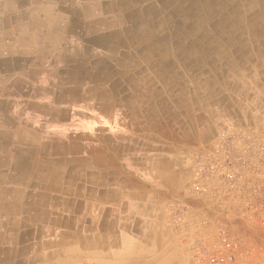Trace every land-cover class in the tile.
Here are the masks:
<instances>
[{
    "label": "crops",
    "instance_id": "0c3cea01",
    "mask_svg": "<svg viewBox=\"0 0 264 264\" xmlns=\"http://www.w3.org/2000/svg\"><path fill=\"white\" fill-rule=\"evenodd\" d=\"M259 124L264 0H0V264H192L221 225L264 264L244 178L192 190Z\"/></svg>",
    "mask_w": 264,
    "mask_h": 264
},
{
    "label": "built area",
    "instance_id": "2783aa9c",
    "mask_svg": "<svg viewBox=\"0 0 264 264\" xmlns=\"http://www.w3.org/2000/svg\"><path fill=\"white\" fill-rule=\"evenodd\" d=\"M192 190L197 195L226 196L244 178L242 213L264 228V125L221 129L204 158L195 155ZM263 179V180H262ZM242 197H240L241 199ZM241 205V203H240ZM217 242L203 241L193 251L192 264H246L247 249L230 238L222 225Z\"/></svg>",
    "mask_w": 264,
    "mask_h": 264
},
{
    "label": "bare ground",
    "instance_id": "6f19581e",
    "mask_svg": "<svg viewBox=\"0 0 264 264\" xmlns=\"http://www.w3.org/2000/svg\"><path fill=\"white\" fill-rule=\"evenodd\" d=\"M210 10V9H209ZM217 11V10H216ZM224 11V10H223ZM256 11V10H255ZM222 12V11H221ZM227 12V11H226ZM246 12V11H245ZM254 12V11H253ZM258 12V11H257ZM209 14V13H208ZM229 16H230V14H229ZM258 16V15H257ZM221 17V16H220ZM214 18V17H213ZM212 19V18H211ZM226 19V18H225ZM255 19V18H254ZM177 20V19H176ZM116 21V20H115ZM137 21V20H136ZM226 21V20H225ZM226 23V22H225ZM224 23V24H225ZM232 24V23H231ZM250 26H251V24H250ZM149 27V26H148ZM252 28V27H251ZM144 29V28H143ZM236 29V28H235ZM258 29V28H257ZM233 30V29H232ZM187 31V30H186ZM188 33V32H187ZM233 33V32H232ZM147 35V34H146ZM177 35H178V33H177ZM149 36H151V35H149ZM229 36V35H228ZM223 38V37H222ZM255 38V37H254ZM232 39V38H231ZM163 41V40H162ZM230 41V40H229ZM209 42V41H208ZM213 43V42H212ZM231 43V42H230ZM182 45V44H181ZM209 45V44H208ZM212 46V45H211ZM253 47V46H252ZM235 48H233V50H234ZM148 50V49H147ZM256 50V49H255ZM145 51V50H144ZM211 52H213L212 50H211ZM216 52V51H215ZM118 53V52H117ZM213 54V53H212ZM222 54V53H221ZM251 55V54H250ZM207 56V55H206ZM235 56V55H234ZM222 57V56H221ZM163 58V57H162ZM98 60V59H97ZM127 61V60H126ZM225 61V60H224ZM140 62V61H139ZM215 62V61H214ZM104 63V62H103ZM208 63V62H207ZM228 65V64H227ZM111 66V65H110ZM223 72V71H222ZM97 76V75H96ZM166 79V78H165ZM173 81V80H172ZM233 85V84H232ZM216 94V93H215ZM86 148V147H85ZM90 160V159H89Z\"/></svg>",
    "mask_w": 264,
    "mask_h": 264
},
{
    "label": "rangeland",
    "instance_id": "374dc122",
    "mask_svg": "<svg viewBox=\"0 0 264 264\" xmlns=\"http://www.w3.org/2000/svg\"><path fill=\"white\" fill-rule=\"evenodd\" d=\"M262 61V60H261ZM234 76V75H233ZM241 79L242 77H245V79L248 77V75H244L242 73H240L239 75H236L235 78H238ZM231 92V91H230ZM210 103H212V101H209ZM210 103H208V105L214 109H219L218 107H214V105H211ZM250 103L252 104V102L250 101ZM219 111V110H217ZM215 112V111H214ZM218 129V128H217ZM221 130V129H220ZM219 132V131H218Z\"/></svg>",
    "mask_w": 264,
    "mask_h": 264
}]
</instances>
